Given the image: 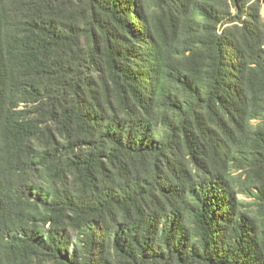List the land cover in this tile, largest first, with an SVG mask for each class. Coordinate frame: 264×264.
<instances>
[{
  "label": "trees",
  "instance_id": "trees-1",
  "mask_svg": "<svg viewBox=\"0 0 264 264\" xmlns=\"http://www.w3.org/2000/svg\"><path fill=\"white\" fill-rule=\"evenodd\" d=\"M263 10L0 0V264H264Z\"/></svg>",
  "mask_w": 264,
  "mask_h": 264
},
{
  "label": "rangeland",
  "instance_id": "rangeland-1",
  "mask_svg": "<svg viewBox=\"0 0 264 264\" xmlns=\"http://www.w3.org/2000/svg\"><path fill=\"white\" fill-rule=\"evenodd\" d=\"M263 16H264V10H263ZM242 198L247 199L246 197H244V195H241Z\"/></svg>",
  "mask_w": 264,
  "mask_h": 264
}]
</instances>
